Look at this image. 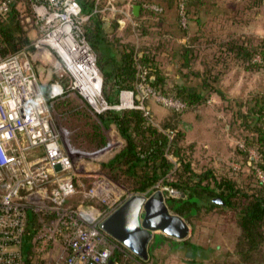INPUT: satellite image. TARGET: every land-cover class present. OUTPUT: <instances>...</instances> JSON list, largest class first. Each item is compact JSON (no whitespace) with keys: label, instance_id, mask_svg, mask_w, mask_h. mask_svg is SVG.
Returning <instances> with one entry per match:
<instances>
[{"label":"rangeland","instance_id":"1","mask_svg":"<svg viewBox=\"0 0 264 264\" xmlns=\"http://www.w3.org/2000/svg\"><path fill=\"white\" fill-rule=\"evenodd\" d=\"M109 1L111 3L108 0H97L96 8L100 10L99 12L103 17L112 16L114 10L116 18L119 17L123 27H125L122 31H116L111 39H119L122 49L134 46L142 55L148 52L150 58H153L165 73L168 82L167 87H173L174 83L181 79V76L177 72L175 64L170 62L169 52L189 41V36L182 32L179 27L178 7L174 5V7L168 8L167 1L150 0L164 6L165 10L161 17L160 27L155 26L156 28H152L145 35H141L136 25L135 15L132 12L134 0ZM202 8L200 16L205 24L206 37L202 38L201 47L196 48V54L199 58L194 63L195 69L204 72L206 69L204 63H207L209 67L214 66L216 62L213 57L214 54L225 55L221 53L226 49L224 45L232 40L245 41L249 49L250 47L253 48V55L251 61L246 65L235 62L229 57L226 58V63L215 65L216 69L212 75L221 72L219 85L230 100L234 99L237 102L224 101L217 93H212L206 102L195 106L193 109H186L182 113L179 123V129L183 135L180 142L183 148V156L191 162L192 168L197 173H204L207 169H212L217 178L225 177L236 182L238 187L250 185L256 187L258 180L264 182V172L256 166L259 155L256 149L252 147L248 150L247 155L241 153V150L246 149L244 145L245 136L251 135V133L239 127L238 123L233 122L231 103L242 102V106L237 105L236 107L239 106L246 110L249 101L254 96L253 94L257 91L264 92V0H204ZM194 12L191 11V15ZM180 21L184 26H187V19L185 24L181 18ZM196 24V22L191 21L188 30L189 35L195 31ZM163 34L171 36L164 39ZM29 35L32 44L25 49V53L31 59L42 89L52 106L58 128L64 130L70 139L75 135L74 137L82 141L85 136L84 134L81 135L79 129H87L93 120L98 122L97 114L108 111L140 109L152 122L160 125L172 109L183 111L185 107L183 105L179 109L177 105H170L168 99L172 97H165L151 90L153 88L146 83L147 81L142 80L140 72L135 89H122L116 103L108 102L109 108L104 109L105 104L96 108L88 102L79 89L72 87L70 80L73 77L67 71L56 51L49 45L35 44V39L39 36L38 30H30ZM161 40L166 41L168 47L158 49L157 46ZM90 44L96 53L97 64L101 71V96L107 100L104 85L108 77L104 75L102 69V62L105 59L100 49L91 41ZM36 45L41 47L37 46V49L35 48ZM139 70L144 72L142 76H146L145 73L150 72L149 68L142 65L139 66ZM67 72L71 77L68 76ZM64 75H67V78L63 79L62 76ZM58 83L62 84L63 92L53 97L52 88ZM124 93L130 96V99L132 97L133 105L127 104V102L122 104ZM72 109L81 110L84 114L82 117H75ZM68 111L69 113L65 115ZM89 116L90 119H87ZM68 126L72 128L68 129ZM105 135L110 145L108 151L96 154L89 152L90 156L86 158V165L81 170V173L89 175L82 177L87 189L92 187L95 181L94 172L101 171L106 174L102 170L101 163L110 159L119 145L123 144V140L115 127L105 129ZM168 156L175 164L174 168L179 167L178 158L174 157L172 153H169ZM170 177L172 180L173 177ZM162 187L164 184H156L154 190ZM108 194L110 197L107 199L110 202L114 199V194ZM71 202L74 204L85 202L95 205L97 208L102 206L100 201L85 197L82 190L71 199ZM218 202L220 201L218 200ZM232 215H234L233 212L225 211L220 207H216L212 211L201 209L197 217L191 219L185 217L190 225V233L186 239L178 240L184 241L180 242L178 246L170 245L169 239L166 238L168 235L156 232L155 239L149 247L147 263L135 261L125 255L123 260L117 261L120 264H126L128 258L131 260L130 264H217L218 261H222L224 264L231 261L242 264L236 257L229 256L234 249V240L237 238L235 219ZM190 245H197L201 248L197 260L194 262ZM117 253L120 252H115L114 256ZM55 257L56 253L48 254L36 251L35 255L29 258V264H53ZM255 264H264V261L259 259Z\"/></svg>","mask_w":264,"mask_h":264},{"label":"trees","instance_id":"2","mask_svg":"<svg viewBox=\"0 0 264 264\" xmlns=\"http://www.w3.org/2000/svg\"><path fill=\"white\" fill-rule=\"evenodd\" d=\"M164 1H167L168 8H172L174 5L178 7L179 17L182 19L180 13L182 0ZM79 2L86 14H90L97 5V0H79ZM134 3L140 6L139 15L133 16L137 21L136 25L141 35L156 28L155 26L160 27L164 6L150 0H134ZM203 4L204 0H186L185 2L184 14L188 23L187 26H184L179 18V27L189 36V41L169 52L170 62L175 64L176 70L181 76V79H178L170 88L167 87L168 82L162 68L153 58H150L148 52L142 55L135 49L136 47L131 45V48L122 49L119 39H111L117 30L109 32V38L101 37L106 19L99 13V15L91 16L84 24V31L89 41L100 49L105 59L102 62V69L104 75L108 77L104 90L109 103L117 102L122 89H135L138 75L140 76V72L143 73L142 70H139V66L142 65L150 69L145 77L147 83L156 93L165 97L170 96L183 103L185 107L183 111L172 109L160 125L152 122L140 109L97 114L98 122L93 120L87 129H79L85 138L79 141L74 135L71 139L69 138V143L72 148L85 153H100L105 149L104 152H106L110 145L105 135V129L115 127L123 144L119 145L110 159L101 163L102 170L111 179L134 194L147 193L150 195L154 192L156 184L159 183L176 189L179 196L167 195L168 206L184 219L185 217L190 219L197 217L201 209L212 211L214 208L220 207L225 211L233 212L237 238L234 240V249L229 256L236 257L242 264H255L259 259L264 261V182L258 180L256 187L255 185L238 187L237 183L232 180L225 177L217 178L212 169H207L204 173H197L192 168L191 162L183 156V148L180 145L183 135L179 129V123L181 115L186 109H193L206 102L212 93H217L224 101L237 102L234 99L230 100L219 85L221 72L212 75L216 69L215 65L226 63L227 57L246 65L251 61L253 55V48L249 49L245 41L232 40L224 45L226 49L221 53L225 55L214 54L213 57L216 60L214 66L209 67L207 63H204L206 66L204 72L194 68V63L199 58L196 48L201 47V40L206 37L205 24L200 16ZM18 5L13 2L7 12L0 13V51L3 55L17 53L29 48L32 44L29 35V31L34 29L32 12L29 5L24 2L26 15L22 16ZM153 5L159 9L152 8ZM191 11H195L193 15H191ZM29 18L30 20H28ZM114 21L115 25H120H118L117 19ZM191 21L196 22L197 26L195 31L189 35ZM163 35L164 39L171 36ZM162 47H168L164 40H161L157 46L158 49ZM108 53L114 57H108ZM65 77L67 78V75L62 76L63 79ZM253 95L246 110L239 107L243 105L242 102L231 103L232 118L239 127L251 133V135L245 136L244 145L247 150H241V153L247 155L250 147L256 149L259 155L256 166L264 172V92L257 91ZM237 105L239 106L236 107ZM72 112L75 117H82L84 114L81 110L72 109ZM68 113L69 111L65 115ZM87 119H90V116ZM69 128L72 127L68 126ZM169 153L178 158L179 167L174 168L175 164L169 158ZM170 176L173 177L172 180ZM217 198L220 200L218 203ZM40 217L36 213L29 214L23 240L24 264H29V258L37 251L33 239L41 225ZM166 238L169 239L172 246H178L180 242H184L169 236ZM190 247L194 262L197 260L201 248L197 245H190ZM124 257L123 254L117 253L114 260H123ZM126 260V264L131 263L128 258ZM141 261L148 262V260L142 259ZM233 263L236 264L233 261L225 264ZM217 264L224 263L218 261Z\"/></svg>","mask_w":264,"mask_h":264},{"label":"built area","instance_id":"3","mask_svg":"<svg viewBox=\"0 0 264 264\" xmlns=\"http://www.w3.org/2000/svg\"><path fill=\"white\" fill-rule=\"evenodd\" d=\"M13 2L19 4L22 16L26 15L23 3L29 5L32 24L39 32L35 44H46L56 51L73 77L70 81L73 88L81 93L78 77L70 69L72 61L80 55L75 56L76 48L92 57L102 87L96 53L84 31V24L99 9L95 7L86 14L79 0H2L0 13L7 12ZM185 2L182 0L180 4L184 24ZM152 8L159 9L155 5ZM25 52L24 49L3 55L0 51V264H24L23 240L30 213L41 216L33 243L41 253H56L53 264H109L110 261L120 264L114 260L115 252L141 261L101 228L134 193L101 171L94 172L95 181L86 188L82 177L89 175L81 170L90 154L66 147L52 106ZM143 73L141 78L146 82ZM56 86L60 87L59 92L55 91ZM52 90L53 97L59 95L63 92L62 84H55ZM125 93L122 104L133 105L132 97ZM101 100L99 105L109 108L108 101L102 96ZM168 102L179 109L184 105L172 98ZM81 190L85 197L100 201L102 207L72 203L71 199ZM161 190L168 196H179L172 187L164 185ZM108 193L114 194L110 202Z\"/></svg>","mask_w":264,"mask_h":264},{"label":"water","instance_id":"4","mask_svg":"<svg viewBox=\"0 0 264 264\" xmlns=\"http://www.w3.org/2000/svg\"><path fill=\"white\" fill-rule=\"evenodd\" d=\"M139 10L140 6H134V15L137 16ZM61 133L70 150L68 134L64 130ZM56 168L59 169L60 166L57 165ZM101 228L142 260L149 258V247L156 232L177 240L186 239L190 233V225L170 209L167 195L161 189L150 195L132 194L101 224ZM109 264H113V261Z\"/></svg>","mask_w":264,"mask_h":264},{"label":"bare ground","instance_id":"5","mask_svg":"<svg viewBox=\"0 0 264 264\" xmlns=\"http://www.w3.org/2000/svg\"><path fill=\"white\" fill-rule=\"evenodd\" d=\"M61 50L62 53H66L63 49ZM76 50L75 56L78 54L80 55L75 57L76 61H72L73 64L70 69H72V72L78 77V85L81 90V94L86 96L88 101L93 106H97L102 101L100 94V77L92 66V57L87 56V53L85 52H80L79 48H76ZM67 60H70L69 57H67ZM55 91L59 92L60 87L56 86Z\"/></svg>","mask_w":264,"mask_h":264},{"label":"crops","instance_id":"6","mask_svg":"<svg viewBox=\"0 0 264 264\" xmlns=\"http://www.w3.org/2000/svg\"><path fill=\"white\" fill-rule=\"evenodd\" d=\"M105 1H107V0H105ZM108 2L111 3L109 0H108ZM134 6H139V5L133 4V6H132V12L134 10ZM139 12H140V10H139ZM99 14H101V12H99ZM116 17L117 16L115 15V11L114 10H113V15L112 16L111 15L110 16H108V15L107 16H104V18L106 19V21L103 24V28H102L103 31L101 32V37H103V38H109L110 37L109 32L116 31V30L117 31L122 30V28H123L122 21L119 19V17L118 18H116ZM115 19H117L118 25L120 24L119 26L115 25V21H114ZM108 54H109L108 57H110V58L111 57H114V56H111L112 54H110V53H108Z\"/></svg>","mask_w":264,"mask_h":264}]
</instances>
